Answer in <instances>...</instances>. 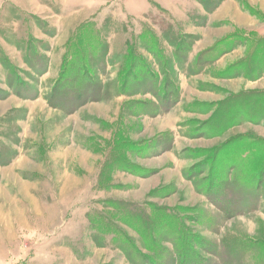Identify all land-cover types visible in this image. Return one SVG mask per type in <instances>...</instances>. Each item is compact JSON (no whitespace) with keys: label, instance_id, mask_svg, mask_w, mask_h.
Instances as JSON below:
<instances>
[{"label":"rangeland","instance_id":"rangeland-1","mask_svg":"<svg viewBox=\"0 0 264 264\" xmlns=\"http://www.w3.org/2000/svg\"><path fill=\"white\" fill-rule=\"evenodd\" d=\"M0 264H264V0H0Z\"/></svg>","mask_w":264,"mask_h":264},{"label":"trees","instance_id":"trees-1","mask_svg":"<svg viewBox=\"0 0 264 264\" xmlns=\"http://www.w3.org/2000/svg\"><path fill=\"white\" fill-rule=\"evenodd\" d=\"M76 74V73H75ZM70 75H72V74H70ZM71 84H73V83H71Z\"/></svg>","mask_w":264,"mask_h":264}]
</instances>
